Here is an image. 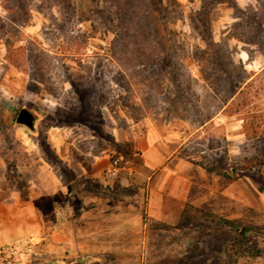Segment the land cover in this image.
Segmentation results:
<instances>
[{"label": "rangeland", "instance_id": "1", "mask_svg": "<svg viewBox=\"0 0 264 264\" xmlns=\"http://www.w3.org/2000/svg\"><path fill=\"white\" fill-rule=\"evenodd\" d=\"M165 1L180 5L166 22V53L156 43L119 48L102 0H74V12L24 0L27 13L12 14L20 25L5 9L15 1L0 0V232L2 211L6 221L14 211L60 209L77 234L95 233L101 246L90 251L101 264H264L249 256L264 253V184L248 173L258 142L244 127L263 117L264 56L234 36L240 11L258 2L215 9V50L188 20L201 0ZM241 67L253 84L225 104ZM23 108L37 115L35 131L17 122ZM116 157L120 173L110 178ZM213 163L243 175L227 179L201 165ZM179 175L194 181L187 216L179 226L149 217L153 190ZM236 226L262 234L243 240ZM35 243L29 233L15 237L0 246V264H35ZM8 245H18L16 255L1 254Z\"/></svg>", "mask_w": 264, "mask_h": 264}, {"label": "trees", "instance_id": "2", "mask_svg": "<svg viewBox=\"0 0 264 264\" xmlns=\"http://www.w3.org/2000/svg\"><path fill=\"white\" fill-rule=\"evenodd\" d=\"M15 1L14 7L9 9L5 5V9L11 12V16L15 13V10H20L22 13H27L24 0H10ZM49 5L64 7L67 10L74 12L77 9V4L74 0H44ZM100 1V0H98ZM106 4V8H111L112 12L109 11L108 23L114 24L117 28V35L120 39V46L126 51H135L140 50V52H145L149 47V44L156 43V46L159 47V50L162 49L165 53L171 50L170 39H167L168 33L166 31L167 26L166 22L169 19H172L173 15L177 10H179V4L176 1H172L169 5L165 0H102ZM9 2V0H7ZM258 4L246 8V10L240 11V16L238 21L235 23L234 36L239 42H243L246 45L257 46L260 50V54L264 56V41H262L261 36L264 33V1L261 2L257 0ZM230 5L237 8L236 0H201L200 5L197 10L192 11L188 17L189 22L193 26H199L203 28V32L210 42V47L215 48L216 45L212 40V35L209 32V28L213 21V17H216V8L220 5ZM98 5V4H97ZM11 23L15 25H20V19L17 17L8 18ZM2 22V21H1ZM1 28H5V24L1 25ZM171 34V32H169ZM145 44V47H144ZM210 50V49H209ZM157 52L158 50H153ZM208 53L207 51H205ZM249 53V52H248ZM213 55V54H212ZM213 59L215 63H219V57L214 54ZM172 61V60H170ZM221 69H225L224 67ZM241 74L239 78L234 79V77L229 76V83H231V94L230 97L225 99V104L231 102L233 105L236 99H241L244 94V89L253 84L254 74L247 73L244 67L240 69ZM245 97V96H244ZM247 97L243 98L240 102L244 108H247L250 105L251 100ZM239 105V104H238ZM263 117H259L257 114L250 120V123L244 125L246 131L251 134V136L261 145L257 143L256 153L250 158L245 159V163H251L248 168V173L250 171H255L260 173V181L264 184V177L261 173V169L264 166V112H262ZM209 120H212L209 117ZM205 123V122H204ZM203 123V124H204ZM202 124V125H203ZM190 160V155L185 156ZM204 169L211 175H217L219 177L231 179L241 177L243 170L237 166H217L216 164H201ZM190 206L187 203L184 214L181 217V221L184 216H187V212ZM181 221L177 226L180 225ZM224 223L229 225H234L230 220H222ZM235 231L241 237V239H247L252 233L262 234L257 229H252L250 227H241L236 226ZM250 257H260L264 256L263 251L256 248L249 255Z\"/></svg>", "mask_w": 264, "mask_h": 264}, {"label": "crops", "instance_id": "3", "mask_svg": "<svg viewBox=\"0 0 264 264\" xmlns=\"http://www.w3.org/2000/svg\"><path fill=\"white\" fill-rule=\"evenodd\" d=\"M194 181L189 177L179 175L174 180L160 186V190H153L148 205L149 217L160 222L177 226L184 214L185 207L190 201V192ZM2 211V210H1ZM65 210L52 209L49 213L29 214L28 211H14L11 222L3 220L4 211L1 212L0 246L24 233L35 237V246L30 260L35 264H101L98 257L92 256L97 243L87 228L79 229L78 234L68 220L60 219L66 216ZM25 214V215H24ZM49 215L53 218L49 223ZM7 217V216H6ZM81 230V231H80Z\"/></svg>", "mask_w": 264, "mask_h": 264}, {"label": "water", "instance_id": "4", "mask_svg": "<svg viewBox=\"0 0 264 264\" xmlns=\"http://www.w3.org/2000/svg\"><path fill=\"white\" fill-rule=\"evenodd\" d=\"M37 119V115L29 108L21 109L17 116V122L31 131H35V124Z\"/></svg>", "mask_w": 264, "mask_h": 264}, {"label": "built area", "instance_id": "5", "mask_svg": "<svg viewBox=\"0 0 264 264\" xmlns=\"http://www.w3.org/2000/svg\"><path fill=\"white\" fill-rule=\"evenodd\" d=\"M120 159L118 157L114 158L111 162V167L108 168L107 170V175L110 177V178H114L116 177L119 173H120V168H119V163H120ZM18 245H8V247L6 249H4L3 251H1V254H6L8 253L9 255L10 254H14L16 255L18 252Z\"/></svg>", "mask_w": 264, "mask_h": 264}]
</instances>
